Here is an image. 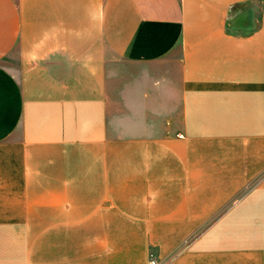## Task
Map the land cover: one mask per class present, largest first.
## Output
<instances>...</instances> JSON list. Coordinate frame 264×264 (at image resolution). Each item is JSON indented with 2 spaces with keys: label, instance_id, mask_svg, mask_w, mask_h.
Listing matches in <instances>:
<instances>
[{
  "label": "crops",
  "instance_id": "crops-1",
  "mask_svg": "<svg viewBox=\"0 0 264 264\" xmlns=\"http://www.w3.org/2000/svg\"><path fill=\"white\" fill-rule=\"evenodd\" d=\"M264 264V0H0V264Z\"/></svg>",
  "mask_w": 264,
  "mask_h": 264
},
{
  "label": "built area",
  "instance_id": "built-area-1",
  "mask_svg": "<svg viewBox=\"0 0 264 264\" xmlns=\"http://www.w3.org/2000/svg\"><path fill=\"white\" fill-rule=\"evenodd\" d=\"M170 259H171L170 256L167 257L152 256L149 260V264H169Z\"/></svg>",
  "mask_w": 264,
  "mask_h": 264
}]
</instances>
